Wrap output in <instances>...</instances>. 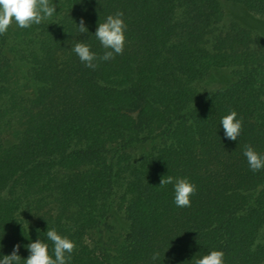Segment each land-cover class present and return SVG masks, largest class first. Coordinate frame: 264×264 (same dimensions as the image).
I'll list each match as a JSON object with an SVG mask.
<instances>
[{
    "label": "trees",
    "instance_id": "trees-1",
    "mask_svg": "<svg viewBox=\"0 0 264 264\" xmlns=\"http://www.w3.org/2000/svg\"><path fill=\"white\" fill-rule=\"evenodd\" d=\"M53 4L48 20L0 34V252L54 227L74 242L70 264H191L213 248L224 264H264V168L242 154L264 152V37L234 14L264 21V0ZM116 10L122 52L86 68L71 45L104 49L75 23L93 32ZM7 51L28 66L32 94L11 85ZM223 69L232 81L199 89ZM229 109L236 141L218 126ZM167 175L195 185L189 206L158 185Z\"/></svg>",
    "mask_w": 264,
    "mask_h": 264
},
{
    "label": "clouds",
    "instance_id": "clouds-1",
    "mask_svg": "<svg viewBox=\"0 0 264 264\" xmlns=\"http://www.w3.org/2000/svg\"><path fill=\"white\" fill-rule=\"evenodd\" d=\"M53 0H0V34L8 31L11 24L18 28H28L48 20L56 13ZM79 34L85 36L91 33L104 49L102 55H97L91 50V45L83 39L76 40L71 45V52L75 54L86 68L94 69L97 60H109L114 54H120L124 48L126 24L123 12L116 10L108 14L103 21L95 25L93 32H89L83 18L75 23ZM242 121L234 109H229L219 118L218 126L222 129L223 136L228 140H237L241 132ZM247 166L252 171L264 168V152H257L251 145H245L242 149ZM170 184L172 186V202L177 207H187L190 204V196L195 192V185L186 177L161 176V187ZM45 240L39 238L30 240L26 245L14 243L8 254L0 252V264H70L71 253L75 247L74 242L57 230L47 228L44 231ZM0 235V240H2ZM51 242V254L49 244ZM24 247L27 255L21 258L19 249ZM3 244L0 243V249ZM224 253L221 249H210L199 256L192 255L191 264H224ZM155 258V256L153 257Z\"/></svg>",
    "mask_w": 264,
    "mask_h": 264
},
{
    "label": "rangeland",
    "instance_id": "rangeland-1",
    "mask_svg": "<svg viewBox=\"0 0 264 264\" xmlns=\"http://www.w3.org/2000/svg\"><path fill=\"white\" fill-rule=\"evenodd\" d=\"M234 14H236L237 18L244 24L248 25L251 29L264 37V21L258 18L250 19L243 13L237 11H235ZM232 18L231 15L226 14L223 19L224 21H229ZM10 26L14 27L15 24L13 23ZM6 56L12 61V65H10L11 85L23 95L32 94L35 91V85L29 79L28 66L9 51H7ZM230 81H232V75L228 69L212 71L204 82L200 83L199 89L204 92L212 91L224 87Z\"/></svg>",
    "mask_w": 264,
    "mask_h": 264
}]
</instances>
